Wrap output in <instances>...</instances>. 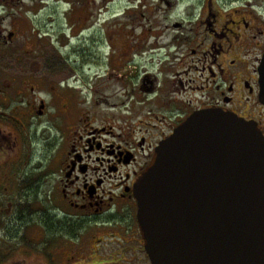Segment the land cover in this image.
<instances>
[{"label": "flooded vegetation", "instance_id": "obj_1", "mask_svg": "<svg viewBox=\"0 0 264 264\" xmlns=\"http://www.w3.org/2000/svg\"><path fill=\"white\" fill-rule=\"evenodd\" d=\"M121 1L0 0V193L46 189L31 223L2 208L0 264H153L134 187L156 149L204 110L264 135V0Z\"/></svg>", "mask_w": 264, "mask_h": 264}, {"label": "water", "instance_id": "obj_2", "mask_svg": "<svg viewBox=\"0 0 264 264\" xmlns=\"http://www.w3.org/2000/svg\"><path fill=\"white\" fill-rule=\"evenodd\" d=\"M264 104V56L260 68ZM153 264H264V136L233 113H194L135 184Z\"/></svg>", "mask_w": 264, "mask_h": 264}, {"label": "rangeland", "instance_id": "obj_3", "mask_svg": "<svg viewBox=\"0 0 264 264\" xmlns=\"http://www.w3.org/2000/svg\"><path fill=\"white\" fill-rule=\"evenodd\" d=\"M140 1L141 0H139V2ZM139 2H138V5H140ZM128 4H133V3L131 2V0H122L120 4L115 6V9L125 10V8L127 7ZM179 4H181V3H179ZM133 8L131 10L138 9V7H135L134 9ZM183 10H184V7H182V4H181V6H178L173 12L170 13V17L162 16V15L156 13L155 21L159 22V25H162V26H164V25L172 26V24L175 21H181V19L186 18V15L182 14ZM192 25H194V24H192ZM188 26L190 27L189 23H188ZM159 30H161V29L157 28L156 32ZM163 31H164V33L166 32V30H163ZM167 34L168 33H165V36L159 40L161 44H164V42H166L165 38L167 37ZM158 35L160 36L161 34H158ZM34 165H36L34 163V161L29 160L28 168H31ZM45 191H46V189H44V193H41V194H39L36 190H34L33 192H29V193H21V194H13V195L10 194V198H7L9 196L8 194L0 193V258H1V261L5 260L3 255L5 253V249H6L7 245L10 243L7 240V235H8L7 221H6L7 214L5 213L4 210H2V208L3 207L7 208L8 207L7 202H9L10 200L14 201L15 206L17 207V209L22 214L24 213V209L26 207H27V210H29L28 207H31L32 212L28 213L26 216H24V214L22 215V217H24L26 219V222H25L26 224H28L29 222L31 223L33 221V219L38 217V215L36 213L34 214L35 208L38 204V201L45 200V196H46ZM21 203H23V204H21ZM30 203H33V204L31 206H28ZM13 212H15V209L13 210ZM28 260H29V258H28ZM30 260H35V256L32 255Z\"/></svg>", "mask_w": 264, "mask_h": 264}, {"label": "trees", "instance_id": "obj_4", "mask_svg": "<svg viewBox=\"0 0 264 264\" xmlns=\"http://www.w3.org/2000/svg\"><path fill=\"white\" fill-rule=\"evenodd\" d=\"M30 212H32V210H27V211L25 212V216H26L28 213H30Z\"/></svg>", "mask_w": 264, "mask_h": 264}]
</instances>
